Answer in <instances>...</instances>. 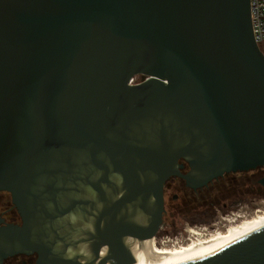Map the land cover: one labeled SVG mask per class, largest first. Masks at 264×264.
<instances>
[{"label": "water", "instance_id": "95a60500", "mask_svg": "<svg viewBox=\"0 0 264 264\" xmlns=\"http://www.w3.org/2000/svg\"><path fill=\"white\" fill-rule=\"evenodd\" d=\"M263 166L251 0H0V192L22 220L0 218V264H79L82 235L90 264H264V227L174 262L151 247L169 179Z\"/></svg>", "mask_w": 264, "mask_h": 264}, {"label": "flooded vegetation", "instance_id": "af4514ba", "mask_svg": "<svg viewBox=\"0 0 264 264\" xmlns=\"http://www.w3.org/2000/svg\"><path fill=\"white\" fill-rule=\"evenodd\" d=\"M138 77H141V80L138 81V83L146 79L143 75ZM180 163L184 164V168L181 169L183 174L192 173L191 166L185 160H180ZM263 179L264 166L249 172L225 173L217 178H214L206 185H192L182 177H172L165 183V202L162 223L154 239L158 240V245L160 244V247L174 246L176 243H179L180 238L178 237L179 232L177 233V229L178 221L181 220L182 217V219H187L188 216L192 220L200 218L201 220L208 221L210 220V216L214 214V211L219 210L221 204L225 209L229 207L231 203L239 204L246 194L245 189L247 187V183L253 185L256 190L264 189L262 184ZM146 205H143V208L142 210L140 209V211H135L133 208H127L123 211V214L124 216L126 215L127 218H129L130 214L132 215V218L141 213L149 215L150 206L149 204ZM103 208H101L100 211L104 214L108 208L104 210ZM0 218L4 219L6 223L21 224L22 222L21 216L13 203L12 196L8 192H0ZM145 222L146 225H149L150 223L149 219ZM88 223H90L88 220L83 222L82 227ZM169 223L172 231V237H168L169 233L164 230L165 225H169ZM215 224L217 223H212L210 226L215 227ZM146 225L144 223L143 226ZM204 229L207 231L208 228H203V230ZM184 231L185 233L182 232L184 240H180L187 243L191 234H189L188 229L184 228ZM84 237H86V235H82L81 239ZM165 237L168 238V240H166ZM185 242L182 244H185ZM142 244L143 241L141 240L128 238L126 246L128 248H130V246H135L140 250ZM37 259V254H19L6 258L2 264H37Z\"/></svg>", "mask_w": 264, "mask_h": 264}, {"label": "bare ground", "instance_id": "6f19581e", "mask_svg": "<svg viewBox=\"0 0 264 264\" xmlns=\"http://www.w3.org/2000/svg\"><path fill=\"white\" fill-rule=\"evenodd\" d=\"M252 211L238 209L215 224L218 227L212 233H206L189 227L188 232L191 234L189 241L183 245L175 244L172 248L160 249L158 240H151L153 252L160 257L174 262L204 250L213 248L223 243L251 234L264 227V209L253 210L254 216L249 217ZM235 214V215H234ZM243 217L245 219H243ZM166 247V246H163ZM161 247V248H163ZM169 247V246H167Z\"/></svg>", "mask_w": 264, "mask_h": 264}, {"label": "rangeland", "instance_id": "374dc122", "mask_svg": "<svg viewBox=\"0 0 264 264\" xmlns=\"http://www.w3.org/2000/svg\"><path fill=\"white\" fill-rule=\"evenodd\" d=\"M264 52V50H262ZM141 77H137V81H140ZM246 194L243 197V200L239 203H231L229 205V207H227L226 209L223 208V205L221 204V206L219 207V210L214 211V214L212 216H210V220H201L200 218H197L195 220H192L190 217L187 216V219H182L178 221V229H177V233H178V237L180 239H183V235L182 232L185 233L184 228L185 229H189V227L202 231L204 232L203 228H208L206 233H212L213 231H215L218 227H211L210 225H212V223H219L222 220V217H226L227 215H230L232 212H236L238 209L246 210V211H252L251 215H249V217L254 216L253 210H256L259 206H261V208H264V189L262 190H256L253 185L247 183V187H246ZM173 192V191H172ZM243 219H245L243 217ZM205 222V223H203ZM208 222V223H206ZM197 226V227H196ZM164 230L167 231V233H169L168 237H172L171 236V228H170V223L169 225H165ZM164 232V231H162ZM205 233V232H204ZM187 234V233H186ZM188 235V234H187ZM166 240H168V238L165 237ZM179 239V243L181 245H183L182 243H184L183 241H181ZM164 240V239H163ZM164 240V241H166ZM167 242V241H166ZM177 244V243H176ZM158 247L160 249H164V248H172V246L169 247H160V244L158 245Z\"/></svg>", "mask_w": 264, "mask_h": 264}, {"label": "clouds", "instance_id": "9594fccd", "mask_svg": "<svg viewBox=\"0 0 264 264\" xmlns=\"http://www.w3.org/2000/svg\"><path fill=\"white\" fill-rule=\"evenodd\" d=\"M49 207H51V205H49ZM98 208H102L103 205L102 204H98L97 205ZM75 220V218H73ZM103 226V225H102ZM82 232H90L93 235L95 234V227H94V223H88L85 224L82 227ZM72 240L75 241H81L79 236L74 235L72 237ZM82 241L85 242H80L77 244L76 248L74 249L72 246H69L67 248L66 253L63 255V258L66 260H72L74 259V254L78 252L79 255H81L83 257V259H81L79 261V264H90V262L93 260V255L91 253V244L92 241L88 240L87 237H84ZM57 245H59V242H57ZM54 254H60V247L59 246H54L52 249ZM108 252V246L105 245L102 247L101 249V255H105ZM110 264H115L114 261H110Z\"/></svg>", "mask_w": 264, "mask_h": 264}, {"label": "built area", "instance_id": "2783aa9c", "mask_svg": "<svg viewBox=\"0 0 264 264\" xmlns=\"http://www.w3.org/2000/svg\"><path fill=\"white\" fill-rule=\"evenodd\" d=\"M251 15L255 40L260 48L264 50V0H251ZM136 83H138L137 77L131 81V84ZM259 209L264 208L259 206L256 210Z\"/></svg>", "mask_w": 264, "mask_h": 264}]
</instances>
